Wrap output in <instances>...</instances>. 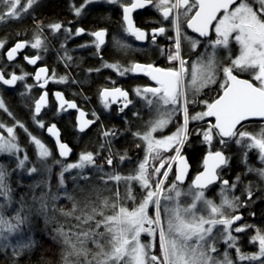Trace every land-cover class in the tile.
<instances>
[{
	"label": "snow or ice",
	"instance_id": "1",
	"mask_svg": "<svg viewBox=\"0 0 264 264\" xmlns=\"http://www.w3.org/2000/svg\"><path fill=\"white\" fill-rule=\"evenodd\" d=\"M96 2L97 0H83L80 6L73 5L72 8L75 15L80 16L88 5ZM107 2L120 3L122 29L138 41L150 39L152 44H156L157 36L165 35L168 29L162 23L161 26L151 29L138 27L133 18L135 11L154 8L161 15L162 20L169 21L175 32L174 37H169L173 40V45L167 52L160 48V55L166 56V59L174 62L175 66L161 68L153 63L138 62L128 66L119 63L104 64V67L114 69L119 76L144 73L155 81V86L137 87L134 91L147 106L155 111L156 115L147 123L143 133L139 131L134 133L145 143V157L138 164L135 172L121 175L114 171L100 177L101 180H105L106 177L105 182L112 181L117 186L123 181L126 185L124 196L121 197L117 190L113 202L110 203L108 199H104L99 209L92 207L90 210H81L82 215L75 217L81 222L77 225L78 231L75 233L71 230L65 231L64 225L56 229L57 233L63 237L66 246L63 264H73L72 257L77 259V264L80 257L85 258L84 264H237V261L264 264V232L255 229L256 234L250 238L251 243H258V251L255 253L242 251L239 247V236L234 235V233L240 234L249 228H255L254 225L243 223L237 225V222L243 219L238 209L244 205L239 197L229 199L224 194L227 190L234 189L236 183L230 184L228 180H222L225 187L221 189L223 198L220 204L206 198L208 186L221 180V177L217 175V170L228 165L230 158L226 157L222 150H209L203 160L204 170L196 176L188 192L185 193L180 188L188 170L186 159L181 155V148L188 140L190 121L214 117V123L209 120L206 128L196 129L195 132L202 136L206 145L211 148L214 139L221 146L234 140L236 144H243L246 150L258 149L259 159L264 162V126L258 133L240 130L244 127L243 122L245 121L253 118L264 120V0H127L126 3L120 0H107ZM36 3L37 0H26L24 4L22 0H0V5L4 6L0 10V22H5L9 18H20L22 13L27 12ZM182 20L200 37L208 38L212 33L215 34L214 38L208 40L211 52L198 56L191 64L181 54L182 39L187 41L193 50L200 46L201 41L182 32ZM48 27L57 32L63 28V25L57 22ZM65 31L69 35L79 36L84 34L86 29L78 28L74 33L70 28ZM88 34L94 39L90 44H82L80 47L94 46L99 55L101 47L106 44L107 29H99ZM233 40L239 46L238 54L232 57L229 52L228 64L223 65L217 59V49H229L230 41ZM5 43V41H0V49L4 48ZM116 44L120 47H130L121 45L120 41H116ZM27 46L39 49L44 46V40L40 35H36L34 42L15 43L5 53L7 60H14L17 53ZM65 57L71 60L67 53ZM24 59L36 65L37 61L42 60L43 57L40 55L32 58L25 56ZM99 70L95 69V71ZM234 70L250 73L252 79H241L239 74H234ZM218 73L223 74L220 94L210 103L202 101L206 110L190 116L189 105L196 103V100H190L189 94L195 97L205 88L215 84ZM29 75L32 74L17 75L15 72L7 74L0 67V82L3 85L14 86L17 81H24ZM68 79L67 76L57 78L54 72L49 75V69L42 66L34 73L35 85L25 84V89L31 91L35 86L43 89L50 80L54 83H67ZM53 95L58 101V111L69 109L78 111L80 132L85 131L87 127L96 122V119H99L95 113L91 114L95 119H84L87 113L80 109L74 101L66 100L62 92H55ZM100 96L106 108H110L112 103L121 101L120 112L133 103L129 99L128 91L120 87L104 88ZM47 97V91H43L34 101L33 120L40 128H45V124L43 120H36V117L47 106ZM0 110L12 116L2 96H0ZM177 113L182 115V123L176 131L157 138L154 134L167 128ZM16 127L28 133L23 123L15 119L12 126L0 123V153L16 156L18 169H24L30 174L35 173L37 172L35 166L26 168L29 157L18 143L15 135ZM46 131L55 138L59 155L68 157L72 149L60 141V131L56 124L47 126ZM28 135L36 148L37 158L41 161L47 160L51 155L49 148L36 136L31 133ZM104 135L107 137L115 133L104 132ZM167 151H174L175 155L164 159L162 153ZM21 153H23L22 158ZM244 156L247 157V151L244 152ZM125 159L126 155L119 157L121 162ZM153 161H159V166L152 163ZM173 162H178L179 167L174 173V181L166 187L165 181L169 172L172 171ZM55 163L62 164L60 160ZM105 163L109 166L113 164L111 155ZM95 164V155L91 151L81 153L76 162L62 164L59 173L60 186H64L65 173L78 169L82 176L85 168ZM161 169L165 170L162 172ZM248 171L258 173L261 178H264V167H249ZM9 175L6 167L0 164V196L5 197L7 203H11L12 193L8 184ZM153 177L159 178L153 179ZM82 178L88 179L86 176ZM75 179L76 177H73V180ZM236 181H240L239 176L236 177ZM133 182L138 183L146 194L139 204L129 209L122 201H135L131 187ZM246 194L250 200L253 195L251 188L246 190ZM65 195H67L66 192ZM186 195L191 196V203L183 205L181 197ZM51 199L56 200L58 196L53 195ZM68 199L73 198L68 196ZM198 205L202 207L198 208ZM3 207L4 205H0V209ZM46 207L47 204L42 200L41 208L46 209ZM150 207L154 209V215H149ZM104 209H110L111 214L106 215ZM76 210L74 203L73 212ZM162 212L166 215V222L162 220ZM71 214L63 213L65 216ZM25 222L26 217L19 212L14 217H5L0 211V238L7 241L6 233L11 234L18 231ZM142 234L150 237L147 243L142 242ZM157 237L159 255L153 251ZM218 239H222L227 248L235 250L236 259H233L227 250L222 255H214L218 253L216 247ZM89 241L97 249L95 253H91V260L87 259L90 254L87 248Z\"/></svg>",
	"mask_w": 264,
	"mask_h": 264
},
{
	"label": "rangeland",
	"instance_id": "2",
	"mask_svg": "<svg viewBox=\"0 0 264 264\" xmlns=\"http://www.w3.org/2000/svg\"><path fill=\"white\" fill-rule=\"evenodd\" d=\"M25 2L26 0H22V4H24ZM3 8L4 6L0 5V10H2ZM45 8H46V4L42 5L39 8V11L42 12ZM97 16L98 14H96V17ZM34 25H37V23H35ZM34 30H37V28H35ZM182 32L185 33L183 26H182ZM39 33L40 31H37V34ZM186 35L197 39L194 36L188 34ZM174 36H175V32H173V37ZM214 37L215 34L212 33L211 38ZM114 39L112 41H114ZM208 40L201 42L200 46L197 47L195 50H193L188 45V42L182 39L181 54L182 56L185 57V59L188 60L189 64L195 62L198 56H204L208 52H211V48L208 45ZM0 41H5L7 43L8 38L2 37L0 38ZM171 47L169 46L168 50ZM185 51L186 54L184 53ZM238 51H239V46L235 43L234 40L230 41L229 49H217V59L221 64L227 65L229 61V52H231L232 57H235L238 54ZM159 57L161 58V55ZM155 58L158 57L156 56ZM167 62L175 66L174 62H170L169 60H167ZM234 73L239 74L240 76H243L247 79H252L250 73L238 72V70H234ZM68 82L70 81L68 80ZM222 82H223V74L218 73L217 82L215 84H212L209 87L205 88L195 97H192L191 94H189L190 100L191 99L196 100V103L189 105V115H191L190 113L194 115L195 113L205 111L206 108L204 103H202V101H208L209 103L212 102V100H214L217 97V95L220 94L221 92L220 85L222 84ZM253 82L257 83L256 81ZM136 88L137 87H135L134 89ZM133 95H134L133 98H131L133 103L123 111L124 117L122 116V119L120 118L117 120L118 126L120 127V130L117 129V132L113 131V129L116 130L115 127L108 130H105L103 128L104 123L109 124L108 122L112 120V118H114L112 113L113 110L112 107L106 108L105 106L99 103L95 104L91 110L92 111L91 114L95 113V116L99 117L98 121L100 123V126H98L91 134H88L83 137L81 146L78 149V155L73 160L62 163V164H66V163L76 162L81 153L88 151L93 152L95 155L96 164L94 166H89L88 168H85L82 173V176L88 177L87 180L82 178L80 174V170L73 169L71 170L70 173L64 174L65 183L64 186L61 187L59 184V173L61 171L62 164L55 163L54 154L51 149H49L51 155L47 158V160L44 161H41L37 158V152H33V154H30V152L28 151L29 154L27 155L29 157V162L26 164V168L31 166H35L37 168V172L31 174L24 169L17 168L16 156H13L8 153H0V164L4 165L8 170V172L10 173V175L8 176V184L12 189L11 203H7L6 198L0 196V205H4V207L0 209V211L3 212L5 217H14L17 214V212H19L22 216L26 217V222L20 227L18 231L13 232L11 234L6 233V235H8L7 241L0 238V257H2L0 259V264H17L18 263L17 261L20 259L28 258L29 256L30 257H33L35 255L37 256L41 251L40 246L42 244H45L46 241H50L49 243H53L54 245L60 246V250L62 254L61 255L62 262H63V256L65 253L66 246L63 242V237H61L57 233L56 229L60 225H64L65 231L71 230V232L75 233L78 231L77 225L81 223L77 221L75 217L82 215L81 210L84 209L90 210L92 207H96L99 209L101 207V202L104 199H108L110 203L113 202L114 194L117 190L120 192L121 197L124 196L126 185L123 181L120 182V184L117 186L115 182L112 181L105 182L107 180L106 177L105 180H101L100 177L103 176L105 173H113L114 171L121 175L133 174L138 164L145 157V143L139 137L134 135V133L138 131L143 133L146 130L147 123L155 117L156 113L153 109H151L149 106L145 104L144 100L141 97L136 95L134 90H133ZM2 112H3L2 115L3 118L1 123L7 126H12L14 123L11 121L10 116L7 113H5V111L2 110ZM136 113H139V115H136ZM208 121L209 120L205 118L204 120L193 121V122H195L198 125L204 124L202 128H206ZM181 123H182V115L180 113H177L173 119V122L167 128L163 129L162 132L156 133L154 135L157 138H159L161 135H169L175 132L176 128L179 127ZM259 123H262V125L260 126H264V122H259ZM260 128L256 130L255 133H258ZM240 130H246L249 132V130L245 128V125ZM104 132H109V133L114 132L115 135H109L105 137ZM191 132H192V126L190 121L188 126V139L190 137ZM18 133L23 134L24 137L30 138L29 135L26 132H24L22 128L19 130L16 127L15 135L17 137V140L19 139ZM250 133L252 132L250 131ZM99 134L101 139L99 140L100 143L98 144V147L95 150L93 149L94 147L93 143L95 141H98L97 139L99 138ZM5 135H7L6 132ZM119 138L123 139L122 142L120 144L115 145L114 148L112 147V150L108 151L107 149L108 144H110L111 142L115 144V141H117V139ZM187 141L185 142V144L187 143ZM214 142L215 139L213 140V144ZM228 142L229 144H231V146L233 145L232 148L235 149V151L232 152V155L237 154V156L242 157L244 163H249L248 168L264 167V162H262L259 159L258 149L246 150L243 144H236L234 140H230ZM185 144L181 148V155L183 154L182 149L185 146ZM19 145L22 144L19 143ZM31 147L33 146H30V148ZM105 149H107L106 152L102 151ZM208 149L211 150L210 147ZM245 151H247L246 158L244 156ZM102 154H104L103 155L104 157L102 156ZM109 154L113 159V164L111 166L105 163L106 159L109 157ZM252 154H254L253 157L254 164L248 162V157L249 155ZM22 155L23 154H20L21 158ZM122 155H126V159L121 162L119 160V157ZM174 155H175L174 151H167L162 153V157L164 159H167L168 157ZM152 163H154L156 166H159V161H153ZM175 163L176 162L172 163V167L174 166ZM166 168H167V164L165 165V169ZM165 169H161V171L163 172ZM149 171H151V167H149ZM171 172L172 171L169 172V176ZM255 174L256 176H258L257 178L260 177L258 173ZM73 177H76V179L73 180ZM157 178L159 177H153V179H157ZM260 179H262V183L264 187V178L260 177ZM167 180L165 181L166 187L171 184V183L169 184L168 183L169 181ZM222 180H225V178L221 177V180L219 181L218 184H216L213 188L206 190V198L213 200L217 204H220L223 198L221 189L224 188L225 186L222 184ZM229 183L230 184L236 183V187L234 189L227 190V192L224 194H226L229 199L233 197H239L240 202H242L244 205L238 209V212L244 214V218L242 221L238 222L237 225L241 223L249 225L250 222H247L246 220L247 217L243 211V208L249 205L247 201L249 199L246 194V190L248 188L246 187L244 193H241L237 191L239 182L234 180L231 182L229 181ZM131 187H132V194L136 198L135 201L132 200L122 201L123 203L126 204V206L129 209L139 204L143 196L146 194L145 190L142 189L139 186V184L136 182H133ZM190 187H191V183H188L185 186L180 185V188L185 193L188 192ZM65 192L67 193V195H65ZM53 195L58 196V199L52 200L51 196ZM68 196H71L73 199L69 200ZM42 200L44 203L47 204L46 209L41 208ZM74 203L76 204V209H77L75 212H73ZM162 203L164 202L162 201ZM181 203L183 205L190 204L191 196H187V195L182 196ZM201 207H202L201 205H198V208ZM104 211L106 215L111 214L110 209H104ZM63 213H72V214L65 216L63 215ZM149 215H154V209L152 207L149 208ZM97 219H99V217H97ZM162 220L166 222V215L163 212H162ZM248 230L249 229H247L246 232L240 234L234 233V235L239 236V247L241 248L242 251L247 253H255L258 251V243H251L250 238L254 236L256 233L251 235L248 233ZM101 231H103V229H101ZM214 234H215V230H214ZM141 240L142 242L147 243L150 240V237L147 234H142ZM155 243L157 244L156 245L157 247H155L153 251L157 255H159L158 237ZM216 247L218 249V253L214 255H222L223 252L227 250L232 256V258L236 259L235 250L227 248V245L224 243L222 239H218V242L216 243ZM87 248L90 250V254L87 257V259L91 260L92 259L91 253H95L97 249L95 245L90 241L87 243ZM71 259L73 264H77V259L75 257H72ZM84 261L85 258L80 257L78 264H84ZM237 264H256V262L237 261Z\"/></svg>",
	"mask_w": 264,
	"mask_h": 264
},
{
	"label": "flooded vegetation",
	"instance_id": "3",
	"mask_svg": "<svg viewBox=\"0 0 264 264\" xmlns=\"http://www.w3.org/2000/svg\"><path fill=\"white\" fill-rule=\"evenodd\" d=\"M120 2L126 3L127 0H120ZM82 3L83 0H37V3L27 12L22 13L20 18H10L5 22H0V38H8V42L4 48L0 49V67L7 74L13 72L17 75L23 73L32 74L27 76L24 81H17L14 86L3 85L0 82V96L3 97L7 109L12 113V116H10L11 121L14 123L15 119V121L23 123L28 133L39 138L53 151L54 161L60 160L62 163L73 160L78 155V149L81 146L83 137L91 134L100 126V123L96 119L94 124L87 127L85 131L80 132L77 121L78 111L76 109L58 111V101L53 93L62 92L66 100L74 101L80 109H83L87 113V118L95 119L91 115V110L97 103L104 106L100 96L102 89L120 87L128 91L129 99H131L134 96L133 90L135 87L155 86L156 83L144 73L119 76L114 69L104 67L105 63H119L123 66H128L134 62L141 64L153 63L155 66L161 68L174 66L167 62L166 56L161 55V58L159 57L160 48H163L167 52L168 47H171L173 40L169 39V37H173L174 30L171 23L162 20L161 15L154 8L137 10L133 13V18L136 25L142 29L159 27L161 23L168 29L165 35L157 36L156 44H152L150 39L138 41L135 37L123 31L122 8L119 2L117 4H110L107 0H97L96 3L88 5L80 16H76L72 6L78 7ZM45 4L46 8L40 12L39 8ZM55 7H58V13H53ZM96 14H98L97 17ZM149 21H152V23H149ZM57 22L62 23L63 28L60 31L54 32L48 25ZM35 23L37 25H34ZM182 26L186 34L200 39L201 42L211 38V36L202 38L197 33L192 32L183 20ZM35 28L37 30H34ZM69 28L73 33L78 28H84L86 32L79 36L69 35L65 31V29ZM99 29H107L108 32L106 44L101 47L99 55H97V50L94 46L80 47L82 44H90L94 37L88 33ZM37 31H40V33L37 34ZM36 34L40 35L44 40L43 47L34 49L27 46L17 53L14 60H7L5 53L8 49L13 47L17 42H34ZM113 39L114 41H112ZM116 41H120L121 45H128L130 47H120L116 44ZM65 53L71 57V60L66 59ZM184 53L186 54V51ZM36 55L43 57L42 60L37 61L36 65L30 64L24 59L25 56L32 58ZM156 56L158 58H155ZM42 66H46L49 69V75L54 72L57 78L67 76L70 82L54 83L50 80L43 89L35 86L31 91H27L25 84L35 85L34 73ZM90 69L92 71H89ZM95 69L100 70L95 71ZM43 91H47L48 93V104L36 117V120H43L45 124V128H40L33 120V112L34 101L39 98ZM121 106V101L111 104L114 118L108 122L109 124L103 122L105 130L114 127L116 128V130L113 129L114 132H117V129L120 130L117 120L122 119V116L124 117V113L119 111ZM2 115L3 112L0 110V123L2 122ZM206 119L211 120L207 117ZM211 121L214 123L213 120ZM50 124H56L57 129L60 131V140L67 143L73 150L71 157L65 158L59 155L57 145L46 131V127ZM246 124L248 123L244 125ZM17 129L20 130L21 128L17 127ZM18 134L19 143L23 145H20L21 148L27 154L29 152L30 154L36 152V148L30 141V138L24 137L21 133ZM100 139L99 134L98 141L93 143V149L96 150ZM122 140L119 138L115 141V144L113 142L108 144V146L106 144L108 151L112 150V147L114 148L115 145L120 144ZM30 146L33 147L30 148ZM107 149L102 151L106 152ZM172 171L175 173L174 169ZM190 180L189 175L186 183H190ZM212 187L213 185L207 189H211Z\"/></svg>",
	"mask_w": 264,
	"mask_h": 264
},
{
	"label": "trees",
	"instance_id": "4",
	"mask_svg": "<svg viewBox=\"0 0 264 264\" xmlns=\"http://www.w3.org/2000/svg\"><path fill=\"white\" fill-rule=\"evenodd\" d=\"M58 12V7H55V9H53V13ZM190 114L192 115V113ZM203 125L204 124L198 125L191 121L192 132L190 133V137L182 150V152L185 153L189 158L191 164L190 178H192L202 168L204 154L209 151V147L203 142L202 136L195 134L196 129H202ZM260 125H262V123L252 122L246 124L245 128L248 129L249 132L251 131L252 133H255L256 130L262 127ZM232 147L233 145L231 146L229 142H227L226 145L221 146L215 139V142L212 144L210 149L212 151L217 149L223 150L227 157L230 158L228 166L222 167L220 169L221 177L228 179L231 182L236 180V177L239 176L240 181L237 187L238 192L244 193L246 187L251 188L253 195L250 200H247L249 205L243 208V211L247 217V222H250L249 225L255 226V228H249L248 233L251 235L256 233L255 229H260L262 232H264V187L262 179H260V177L257 178L258 176H256L255 172L248 171L249 163H244L242 157L237 156V154L232 155V152L235 151V149ZM253 157L254 154L249 155L248 157V162L251 164H254ZM167 181H169V184L174 181L173 171L171 172ZM188 183L189 182L183 186L187 185ZM49 242L50 241H46L45 244L40 246L41 251L40 253L38 252L39 254L37 256H29L28 258L20 259L17 261V264H63L60 246ZM1 258L2 257H0V259Z\"/></svg>",
	"mask_w": 264,
	"mask_h": 264
},
{
	"label": "water",
	"instance_id": "5",
	"mask_svg": "<svg viewBox=\"0 0 264 264\" xmlns=\"http://www.w3.org/2000/svg\"><path fill=\"white\" fill-rule=\"evenodd\" d=\"M189 28V27H188ZM189 30H191L192 32H195L193 29H191V28H189ZM196 33V32H195ZM198 34V33H197ZM199 35V34H198ZM202 38H205V37H202ZM235 74V73H234ZM240 78L241 79H247V78H245V77H242V76H240ZM84 111V110H83ZM78 116H79V114H78ZM208 119H211V120H213L214 122H215V118L214 117H207ZM84 119H86V120H91V119H89V118H87V116H85L84 117ZM77 121H78V117H77ZM249 122H264V120H261L260 118H253V119H250V120H248V121H245V122H243V124H245V123H249ZM238 128H239V126H238ZM48 135H49V137L51 138V139H53L54 140V142H55V144L57 145V143H56V140H55V138L54 137H52L49 133H48ZM61 141V140H60ZM62 142V141H61ZM64 143V142H63ZM67 144V143H66ZM68 145V144H67ZM69 146V145H68ZM69 148H70V146H69ZM57 149H58V147H57ZM223 151V150H222ZM224 152V151H223ZM72 153H73V150L71 151V153L69 154V156L68 157H65V158H69V157H71V155H72ZM207 153H208V151L204 154V157H203V160L205 159V157L207 156ZM224 154H225V156H226V153L224 152ZM182 156L186 159V162H187V164H188V170H187V173H186V175H185V179H184V181H183V183L182 184H180V185H183V184H185L186 183V181L188 180V177H189V175H190V169H191V164H190V161H189V158L187 157V155L186 154H182ZM227 157V156H226ZM178 167H179V164H178V162H176V164L173 166V169H174V171L176 172V170L178 169ZM204 170V165H203V163H202V168L191 178V180H190V183H191V185H192V183H193V181L195 180V178H196V176L200 173V172H202ZM219 170L220 169H218L217 170V175L218 176H220V174H219ZM174 179H175V177H174ZM225 180H227V179H225ZM220 180H217L216 182H214L213 184H211V185H209L208 187H210V186H212V185H214V184H216V183H218ZM241 216H242V218H244V214H242L241 212H238ZM243 220V219H242ZM240 222V221H239ZM238 223V222H237Z\"/></svg>",
	"mask_w": 264,
	"mask_h": 264
}]
</instances>
